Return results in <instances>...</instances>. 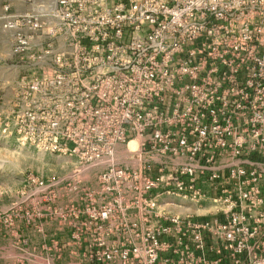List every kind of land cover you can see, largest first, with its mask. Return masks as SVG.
Segmentation results:
<instances>
[{
  "label": "built area",
  "instance_id": "2783aa9c",
  "mask_svg": "<svg viewBox=\"0 0 264 264\" xmlns=\"http://www.w3.org/2000/svg\"><path fill=\"white\" fill-rule=\"evenodd\" d=\"M0 29L29 71L0 133L77 165L25 175L27 225L90 264H264V0H0Z\"/></svg>",
  "mask_w": 264,
  "mask_h": 264
},
{
  "label": "rangeland",
  "instance_id": "374dc122",
  "mask_svg": "<svg viewBox=\"0 0 264 264\" xmlns=\"http://www.w3.org/2000/svg\"><path fill=\"white\" fill-rule=\"evenodd\" d=\"M9 40L0 29V110L13 97L19 77L29 73L19 58L11 55ZM129 146L135 147L136 142H131ZM75 168L77 165L73 158L22 146L13 135L0 133V255L14 254L16 261H24L23 264H56L39 260L37 228L31 232L32 243L29 244L28 231L17 230L14 223L11 225L9 222L13 217L24 219L22 213L29 208L22 194L25 175L31 173L44 179H56L69 175ZM86 174L88 183L93 184L95 171L90 170ZM16 261L12 263V260L1 258L0 264L20 263Z\"/></svg>",
  "mask_w": 264,
  "mask_h": 264
},
{
  "label": "crops",
  "instance_id": "0c3cea01",
  "mask_svg": "<svg viewBox=\"0 0 264 264\" xmlns=\"http://www.w3.org/2000/svg\"><path fill=\"white\" fill-rule=\"evenodd\" d=\"M65 200V198L61 199V203H63ZM13 222L17 230L23 231V229H25L28 231V234L26 235L28 237L27 241L29 244L32 243L31 235L33 234L31 232L34 228H37L39 231L37 240L38 258L40 261L45 263L52 261L56 264H90L88 261H85L81 258L80 249H77L75 244L69 238V230L64 229L62 226L60 227L57 220L39 218L33 225L29 226L23 218L21 220L14 217ZM27 241L25 240V243H28ZM66 241H68V245L65 248L63 245ZM59 246H62L63 248L59 250ZM14 257V254L0 255V259L5 258L6 260H12V263L16 261ZM18 261L19 260L16 262Z\"/></svg>",
  "mask_w": 264,
  "mask_h": 264
},
{
  "label": "bare ground",
  "instance_id": "6f19581e",
  "mask_svg": "<svg viewBox=\"0 0 264 264\" xmlns=\"http://www.w3.org/2000/svg\"><path fill=\"white\" fill-rule=\"evenodd\" d=\"M131 142L134 143V142H136V140H131L130 143H131ZM130 143H129V144H130ZM133 148H134V147H133Z\"/></svg>",
  "mask_w": 264,
  "mask_h": 264
}]
</instances>
